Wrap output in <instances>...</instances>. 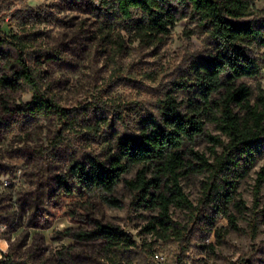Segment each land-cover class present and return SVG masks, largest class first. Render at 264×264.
Returning <instances> with one entry per match:
<instances>
[{
	"label": "rangeland",
	"instance_id": "374dc122",
	"mask_svg": "<svg viewBox=\"0 0 264 264\" xmlns=\"http://www.w3.org/2000/svg\"><path fill=\"white\" fill-rule=\"evenodd\" d=\"M93 5L99 2L0 0L1 16H7L5 22L15 32L28 24L40 34L36 47L49 56L40 64L44 88L68 113L63 121L25 117L19 108L31 102L32 94L0 85V241L7 244L6 250L0 248V264H111L103 241L78 242L64 235L93 230L97 222L132 236L140 253L133 264H264V183L259 181L264 160L245 178L229 179L236 184L227 211L238 230L207 204L214 182L209 172L182 180L194 210L171 209L183 229L180 240H157L145 232L157 213L138 208L124 183L116 192L118 207L103 203L97 191L85 204L61 196L59 178L73 161L91 156L106 160L116 137L136 134L142 122L157 116L174 83L184 81L192 62L210 50L185 10L177 11L176 24L162 41L148 44L134 32L102 29ZM253 6L264 9V0H253ZM17 12L21 14L15 17ZM135 17L141 19V14ZM255 54L261 75L242 82L260 83L264 89V50ZM15 58L14 52L0 58V79ZM210 135L220 132L207 125L189 147L214 164ZM138 170L124 179H133Z\"/></svg>",
	"mask_w": 264,
	"mask_h": 264
},
{
	"label": "trees",
	"instance_id": "16d2710c",
	"mask_svg": "<svg viewBox=\"0 0 264 264\" xmlns=\"http://www.w3.org/2000/svg\"><path fill=\"white\" fill-rule=\"evenodd\" d=\"M97 1L99 6L93 5L92 12L102 29L134 32L148 44L162 41L175 26L177 11L185 10L210 50L192 62L184 81L174 83L157 116L142 122L136 134L116 137L106 160L91 156L85 162L73 161L68 174L59 178L61 196L85 204L97 191L103 203L118 207L116 192L124 183L135 194L138 208L157 213L145 232L157 240H180L183 229L172 219L171 209L194 210L182 180L190 173L209 172L214 182L207 204L238 230L235 216L227 211L236 184L229 179L245 178L264 160V89L260 83L242 82L257 81L262 72L255 53L264 50V9H256L253 0ZM136 13L141 19H136ZM6 18L0 10V58L11 52L16 58L0 85L12 92L26 88L32 94L31 102L19 108L21 115L67 120L68 113L48 98L44 88L40 64L49 56L36 47L40 34L28 29V24L15 32ZM179 93L184 98L179 99ZM106 125L112 127L110 122ZM207 125L220 132L208 136L214 145V164L189 147L204 135ZM135 168H139L135 177L124 179ZM263 175L264 169L260 185ZM64 235L78 242L103 241L111 264H133L140 256L132 236L110 225L97 222L93 230H67Z\"/></svg>",
	"mask_w": 264,
	"mask_h": 264
},
{
	"label": "clouds",
	"instance_id": "9594fccd",
	"mask_svg": "<svg viewBox=\"0 0 264 264\" xmlns=\"http://www.w3.org/2000/svg\"><path fill=\"white\" fill-rule=\"evenodd\" d=\"M0 248H3V249L6 250V248H7V244L4 243L3 241H0Z\"/></svg>",
	"mask_w": 264,
	"mask_h": 264
}]
</instances>
